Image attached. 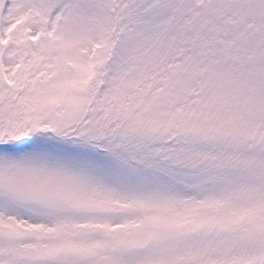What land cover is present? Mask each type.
<instances>
[{"label": "snow or ice", "instance_id": "obj_1", "mask_svg": "<svg viewBox=\"0 0 264 264\" xmlns=\"http://www.w3.org/2000/svg\"><path fill=\"white\" fill-rule=\"evenodd\" d=\"M0 264H264V0H0Z\"/></svg>", "mask_w": 264, "mask_h": 264}]
</instances>
